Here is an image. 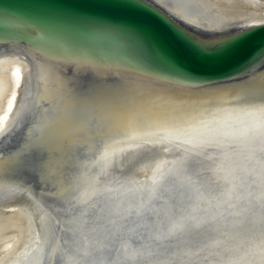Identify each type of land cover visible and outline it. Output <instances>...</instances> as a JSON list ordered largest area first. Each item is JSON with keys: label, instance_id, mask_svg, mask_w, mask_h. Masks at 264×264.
I'll list each match as a JSON object with an SVG mask.
<instances>
[{"label": "bare ground", "instance_id": "6f19581e", "mask_svg": "<svg viewBox=\"0 0 264 264\" xmlns=\"http://www.w3.org/2000/svg\"><path fill=\"white\" fill-rule=\"evenodd\" d=\"M214 49L264 0H138ZM137 33L0 10V264H264V54L197 82Z\"/></svg>", "mask_w": 264, "mask_h": 264}, {"label": "water", "instance_id": "95a60500", "mask_svg": "<svg viewBox=\"0 0 264 264\" xmlns=\"http://www.w3.org/2000/svg\"><path fill=\"white\" fill-rule=\"evenodd\" d=\"M0 10L19 16L44 11L79 21H95L137 33L152 57L197 82L229 79L264 54V23L214 49L199 46L164 15L138 0H0Z\"/></svg>", "mask_w": 264, "mask_h": 264}, {"label": "snow or ice", "instance_id": "6c2138e0", "mask_svg": "<svg viewBox=\"0 0 264 264\" xmlns=\"http://www.w3.org/2000/svg\"><path fill=\"white\" fill-rule=\"evenodd\" d=\"M256 111L264 114V106H261L256 109ZM254 135L259 137V141L262 145H264V121H261L258 126L251 129ZM264 152V148L261 149ZM261 166L264 167V159H261Z\"/></svg>", "mask_w": 264, "mask_h": 264}]
</instances>
